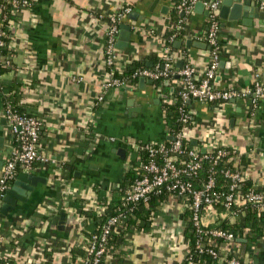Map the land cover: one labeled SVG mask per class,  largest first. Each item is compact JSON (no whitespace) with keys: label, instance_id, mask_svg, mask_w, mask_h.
Returning a JSON list of instances; mask_svg holds the SVG:
<instances>
[{"label":"crops","instance_id":"crops-1","mask_svg":"<svg viewBox=\"0 0 264 264\" xmlns=\"http://www.w3.org/2000/svg\"><path fill=\"white\" fill-rule=\"evenodd\" d=\"M198 1L186 15V30L202 37L207 28V9L206 1L196 7ZM251 1L263 17H253L250 23L243 22L244 18L224 19L218 11L221 50L213 81L217 88L247 92L256 71L264 82V9L258 0ZM125 7L136 14L130 19L128 13L119 23V28L121 24L130 25V36L127 46L119 49L116 64L125 67L141 58L151 67L153 56L161 51L158 35L166 27L174 0H33L21 20L11 25L12 66L2 78L5 83L21 82L20 102L41 117L40 151L47 161L29 170L42 180L30 197L6 217H0V256L7 254V237L11 235L18 243L15 255L21 260H44L42 251L46 249L53 253L52 258L49 256L52 263L69 262L70 250L82 244L85 224L67 211L65 195L83 199L90 207L95 197L109 198L126 169L139 157L132 144L170 137L163 106L179 87L176 76L161 83H140L138 78L133 84L106 91L105 101H97L106 78L104 45L109 18ZM186 37L176 47L174 67L182 66L179 61L188 62L202 73L209 61L208 47H187L186 40L192 38ZM189 106L192 122L188 137L192 145L202 150V143L217 139L235 149L230 159L233 166L252 182L262 184L264 95L256 106L250 95L219 104L194 100ZM88 126L93 132L89 140L85 137ZM0 135L5 138L0 152L4 164L16 143L7 125ZM118 149H124V157ZM63 163L72 168V176L66 180L57 177ZM61 212L65 214L63 224L58 218ZM185 212L181 201L166 209L158 206L150 230L130 234L121 254L108 257L103 264H181L187 255ZM208 220L221 222L217 216ZM218 253L215 264H228L224 260L228 254L264 264V238L251 246L220 244Z\"/></svg>","mask_w":264,"mask_h":264},{"label":"built area","instance_id":"built-area-1","mask_svg":"<svg viewBox=\"0 0 264 264\" xmlns=\"http://www.w3.org/2000/svg\"><path fill=\"white\" fill-rule=\"evenodd\" d=\"M196 0H180L174 2L175 9L183 16L178 20V28L183 29L185 36L198 38V35L188 34L186 30V15L190 13L192 5ZM222 0H208L205 2L207 9V28L203 33V38L208 45L209 61L204 71L198 72L188 62L180 68L174 67L176 52L172 51L169 46L165 45L160 39L161 51L158 60L151 67H142L133 72V77H144L153 81L158 79L172 78L178 75L180 79L178 87V96L182 103H190L193 99L200 102H218L223 103L230 99L250 95V101L256 106L258 100L264 95V82L261 80L259 71L254 73V80L250 90L242 92L237 89L217 88L213 85V81L218 68L220 59L221 45L219 42L220 18L218 11ZM259 5L264 9V0H258ZM25 3V2H24ZM130 12L129 7L123 8L109 18L110 24L106 32L104 45V64L106 67V78L101 83V93L97 96V101H105V92L112 89H118L127 85L125 78L114 75L115 71L121 72L124 67L116 64L117 53L116 42L119 34V23ZM3 44L0 40V46ZM2 57L0 56V61ZM1 76V74H0ZM175 97L169 103L174 102ZM7 120V127L16 143L11 154L6 158L1 169L0 175V198L3 196L8 184L7 181L13 180L19 165L23 170H32L38 162L45 163L47 161L40 151L39 135L42 127V121L34 116H26L18 113L11 107L5 108L3 111ZM182 123L189 126L177 131L171 136V142L165 144L162 141H144L132 144V150L136 151L139 156L141 151L148 155V159L142 163L143 173L138 177L131 187L125 192L123 197L124 209L129 208L130 204L142 201L146 202L152 194L161 193L162 190L167 192L168 198L163 207H174L177 202L183 204V209L188 206L190 215L188 221L191 222L198 238L206 237L209 240L222 238L226 244L235 246L238 244L237 239L231 232L220 228H210V216H217L222 219L231 215L232 207H243L248 203L264 202V182L256 184L248 178L247 174L239 168H220L216 165L219 162H228L234 158L236 150L229 148L227 145L221 144L217 139L209 140L202 143L204 151L202 152L197 146L191 145L186 148V140L188 131L192 122V114L190 106L188 109H180L179 119ZM113 140V138H111ZM185 149V150H184ZM210 162L209 174L201 187H196L193 178L198 174L205 162ZM218 170L228 181L226 191H215L216 175ZM250 180L254 189H250L245 193L239 190L240 181ZM69 194L64 199L67 211L72 214L73 219L84 220V216L78 214L75 208L68 205ZM219 203L223 207L222 211L215 208V204ZM93 206L86 204V208H91L96 214L104 211V205L94 198ZM128 212L121 211L118 214L109 217L100 228V231L90 235L82 236L83 255L73 259L71 264H101L106 256V242L110 235L119 233L122 230L123 219H126ZM233 216V215H232ZM156 217L153 218V223ZM195 248L198 251L203 250V244L197 240ZM213 258L218 253L212 249L206 250ZM16 250L8 254L0 256V264H32L39 262L37 260H21L15 255ZM70 259V255H69ZM13 261V262H12ZM43 261V260H41ZM228 264H239L235 257H231L227 261ZM181 264H198L194 263L189 256ZM250 264H258L251 262Z\"/></svg>","mask_w":264,"mask_h":264},{"label":"trees","instance_id":"trees-1","mask_svg":"<svg viewBox=\"0 0 264 264\" xmlns=\"http://www.w3.org/2000/svg\"><path fill=\"white\" fill-rule=\"evenodd\" d=\"M180 0H174L175 3L179 2ZM25 2V3H24ZM33 0H0V40H2L3 44L0 46V56L2 60L0 61V97L3 106V111L7 107H11L12 109L16 110L18 113L26 116H34L38 119H41L39 115H37L34 111H28L24 108L22 103L20 102L21 96V86L22 83L19 81L14 82H7L3 81V74L10 71L12 62L11 56L13 54V50L10 47V40H11V25L15 22L21 20L22 14L25 9L32 5ZM183 16L179 13L175 7H173L172 12L170 13L169 17L166 20V27L165 29L158 35L159 39L167 46L170 47L172 51H178L174 46V42L176 40L184 41L187 37L184 34L183 29L178 28V20ZM221 30V28H220ZM220 35V31H219ZM188 36V35H187ZM190 37V36H188ZM191 38V37H190ZM194 40H202L204 41L203 37L192 38ZM205 43V41H204ZM208 47V45H207ZM209 50V47H208ZM158 60V57L155 55L153 56V65ZM187 62H183L182 66ZM152 65V66H153ZM146 61L143 59H133L129 61L123 71L118 72L115 71L114 75L117 77H123L126 79L127 84H133L136 82L138 77H133V72L139 68L146 67ZM181 66V67H182ZM173 78V77H172ZM163 79L155 80V83H161ZM178 88L174 91L173 96L175 97L174 102L164 104L163 108L166 113V128L170 135L169 138L165 139V144H169L171 142V136L174 135L177 131L183 129L184 127L189 126L188 124L182 123L179 119L180 116V109H188L189 103H182L178 96ZM191 101H194L193 99ZM213 104H219L218 102H211ZM85 137L87 140L93 137V132L91 126L87 127V131L85 132ZM40 140V135H39ZM186 148H190L192 145L191 139L188 138L186 140ZM132 149V148H131ZM185 150V149H184ZM148 159V155L146 152L141 151L139 153L138 159L126 169L124 176L118 183L117 189H115L109 198H99L102 205H104V211L101 214H96L93 209L86 208V202L83 199L69 197L68 205L75 208L76 212L81 216H84V228L82 229L83 234L85 237H89L90 235L100 231L102 225L106 222V220L118 214L121 211L128 212L126 219H123L122 223V230L119 233H113L109 236L106 242V256L104 260L111 256H118L121 254V249L130 234L136 233H144L148 232L151 228L153 223V218L156 216V211L158 206L163 205L168 198L167 192L164 190L161 193L152 194L146 202H136L134 204H130L129 208L124 209L123 206V197L125 192L131 187L134 181L140 177L143 173L142 170V163ZM40 162L36 163L39 164ZM233 161L228 162H219L216 167L217 169L220 168H235L233 166ZM69 163H63L62 169L58 174V178L61 180L69 179L72 176V168ZM211 164L210 162H205L202 168L199 170L198 174L195 176L194 183L196 187H201L202 184L205 182L208 174L209 168ZM16 171L23 170L22 167L17 165ZM12 180L7 181V184ZM228 188V181L225 179L218 170L216 175V185L214 187L215 191H226ZM254 189V186L250 180H243L240 181L239 190L243 193L246 191ZM215 208L218 211H222L223 207L219 205V203L215 204ZM186 212L184 214L185 217L190 215V209L187 206ZM232 214L222 220L220 223H211L210 228H220L225 231L231 232L235 239L242 238L244 241L241 242L240 240L238 244L240 245H248L251 246L258 239L264 238V202L257 204V203H248L243 207L237 208L232 207ZM233 215V216H232ZM232 218L230 219L229 217ZM1 228V227H0ZM8 247H7V254L10 252L15 251V247L17 246V242L15 238L11 235L7 237ZM199 240L203 244V250L198 251L195 248L196 241ZM184 241L186 243L187 249V256L191 258L194 263L198 264H215L216 261L220 258L219 255V245L226 244V241L222 238H217L216 240H209L206 237L198 238V235L195 232L194 227L192 226L191 222L188 221V225L185 226V236ZM207 248L214 249L218 256L213 258L206 250ZM84 251L82 246L72 248L70 250V259L69 262L66 264H71L73 259L77 256L83 255ZM51 254V255H50ZM51 251L44 249L42 251V256H44L43 261L33 262L32 264H55L50 261L52 258ZM51 258H50V257ZM231 257H235L239 264H250L251 262H247L243 259V257L239 254H228L224 258L225 262L230 260ZM50 258V259H49ZM104 260L101 264H103ZM13 262V261H12Z\"/></svg>","mask_w":264,"mask_h":264},{"label":"water","instance_id":"water-1","mask_svg":"<svg viewBox=\"0 0 264 264\" xmlns=\"http://www.w3.org/2000/svg\"><path fill=\"white\" fill-rule=\"evenodd\" d=\"M208 0H199L195 5L196 7H201L202 3ZM135 12H131L128 15V18L135 19ZM219 14L224 19L229 20H238L241 18L243 22L250 23V20L253 17H263L262 12L259 10V7H254L253 2L251 0H222L219 8ZM119 38L116 42V48L124 49L127 46L129 36H130V25L121 24ZM180 41L176 40L174 42L175 47L180 46ZM191 45H195L198 47H207L206 43H202L199 41H193L192 39L186 40V46L190 47ZM179 65H182V62L179 61ZM178 78V75H176ZM140 83L149 82L153 83V80H146L144 77L139 79ZM123 90V88H122ZM7 125V120L5 117L0 118V131H3V128ZM4 135H0V152L3 149L4 144ZM202 152L204 149L201 150ZM118 154L124 157V149H118ZM2 159L0 157V169H2ZM39 181H42L39 176L30 173L25 170L22 173H18L14 179L8 183V186L0 198V217H6V215L13 211L15 207L20 202H25L33 192L34 187L37 185ZM59 222L64 223L65 214L63 212L60 213ZM242 240V239H237Z\"/></svg>","mask_w":264,"mask_h":264}]
</instances>
